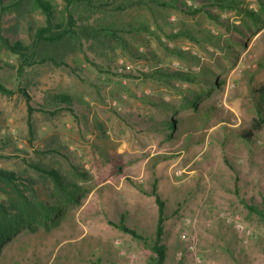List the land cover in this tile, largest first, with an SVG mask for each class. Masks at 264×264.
Listing matches in <instances>:
<instances>
[{"label": "rangeland", "instance_id": "374dc122", "mask_svg": "<svg viewBox=\"0 0 264 264\" xmlns=\"http://www.w3.org/2000/svg\"><path fill=\"white\" fill-rule=\"evenodd\" d=\"M48 1L62 11V1ZM107 1L96 0L90 22L111 28L125 46L103 35L68 56L66 66L34 65L21 78L0 73L14 92L0 95V169L34 175L31 165L40 160L65 175L71 166L87 175L75 179L84 190L80 202L62 207L53 222L16 233L1 247L0 264H146L153 197L142 216L136 209L149 197L139 189L148 193L154 180L167 215L164 264H264V222L245 208L264 210V130L250 142L240 138L261 106L249 84L264 85V27L210 8L217 23L164 6L168 0ZM241 7L258 10L255 0ZM4 15L6 31L15 16ZM25 16L34 27L44 24L39 12ZM26 27L19 21L16 37L28 41ZM0 59L17 66L5 50ZM155 70L195 80L166 85L143 77ZM61 95L72 107L55 100ZM169 122L173 129L166 130ZM121 215L145 241L108 224Z\"/></svg>", "mask_w": 264, "mask_h": 264}, {"label": "trees", "instance_id": "16d2710c", "mask_svg": "<svg viewBox=\"0 0 264 264\" xmlns=\"http://www.w3.org/2000/svg\"><path fill=\"white\" fill-rule=\"evenodd\" d=\"M64 6L62 11L56 12L55 6L48 0H0V49L11 54L16 60L17 66H10L2 63L0 59V73L14 71L17 78L34 65H48L53 67L66 66L68 56L80 51L84 43L99 42L103 35L106 38L116 40L125 46L126 42L119 39L111 28H103L90 22L91 16L97 7L96 0H60ZM160 2V0H157ZM258 5L257 12L243 9V0H199V7H187L185 0H168L162 2L164 6L186 12L189 15L203 13L214 22L218 19L209 11L210 8L220 11H234L251 21L253 26L264 27V0H255ZM104 2H108L104 0ZM101 3V1H99ZM39 12L44 17V24L34 27L25 15L32 12ZM4 14L14 15L15 25L4 31L1 28V19ZM59 14V15H57ZM19 18V19H18ZM26 23L30 36L28 41L16 37L19 21ZM143 29V28H142ZM238 31V27H235ZM240 32V31H238ZM186 33H175L173 38L186 35ZM179 57H186V53L176 50ZM1 77V76H0ZM143 77L171 85L173 82L193 83L195 78L181 72L169 70H155ZM250 91L259 95L260 109L246 127L240 133V138L250 142L254 135L264 130V85ZM18 93L24 97L27 105V117L31 118L33 108L30 105V97L25 88L19 89ZM14 94L0 79V95L10 97ZM55 100L67 108L72 107V100L69 96L61 95ZM195 108V104L187 102L186 106ZM71 111V110H70ZM212 108H207L202 114L208 118ZM29 134L32 135L31 124H28ZM174 122H169L165 128L173 129ZM43 153H36L41 155ZM1 159V157H0ZM33 174L27 171L15 172L0 169V255L1 247L10 241L12 237L22 230H34L38 225L53 222L57 218L62 207L69 204H78L80 196L84 191L81 185L75 180L77 177L86 179V173L80 172L76 167L71 166V175H65L60 169L53 165L45 164L40 160L34 161L31 165ZM46 191L45 199L40 196V190ZM144 195L153 197L157 207V218L153 239L150 242L152 257L146 264H164L166 258V247L163 243L165 235V222L167 220L165 201L157 192V181L154 180L151 190ZM249 215H256L264 222V210H258L252 206H245ZM108 224L119 231L130 235L140 241L145 239L135 230L125 225L124 216L121 215L117 224L108 221Z\"/></svg>", "mask_w": 264, "mask_h": 264}, {"label": "crops", "instance_id": "0c3cea01", "mask_svg": "<svg viewBox=\"0 0 264 264\" xmlns=\"http://www.w3.org/2000/svg\"><path fill=\"white\" fill-rule=\"evenodd\" d=\"M151 196H149L148 198H146L145 200L144 199H140L138 201V207H137V211H138V215L142 216L144 214V211H146V205H150V203H147L145 204L146 202H150L149 198ZM145 204V206H144ZM156 206V205H155ZM149 211H151V215L154 216V218L156 219L157 218V207L156 208H149ZM14 260H16V257L14 258Z\"/></svg>", "mask_w": 264, "mask_h": 264}, {"label": "built area", "instance_id": "2783aa9c", "mask_svg": "<svg viewBox=\"0 0 264 264\" xmlns=\"http://www.w3.org/2000/svg\"><path fill=\"white\" fill-rule=\"evenodd\" d=\"M188 6H189V7H192L190 3H188ZM193 7H195V5H194ZM176 65H177V64H173L172 66L175 67ZM147 70H148V69H146V71H147ZM174 70H175V69H174ZM119 71H121V69H119ZM150 72H151V71H150ZM236 229H237L238 231H240V232H244V229H243V227H241V226H240V227H239V226H236ZM246 234H247V233H246Z\"/></svg>", "mask_w": 264, "mask_h": 264}]
</instances>
